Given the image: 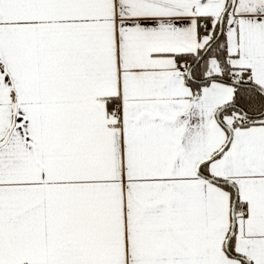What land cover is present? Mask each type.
<instances>
[{"label": "snow or ice", "instance_id": "1", "mask_svg": "<svg viewBox=\"0 0 264 264\" xmlns=\"http://www.w3.org/2000/svg\"><path fill=\"white\" fill-rule=\"evenodd\" d=\"M0 264H264V0H0Z\"/></svg>", "mask_w": 264, "mask_h": 264}]
</instances>
